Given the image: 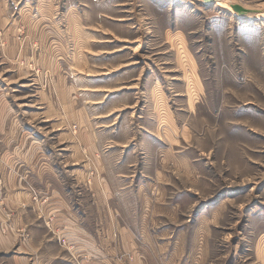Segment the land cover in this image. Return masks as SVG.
Instances as JSON below:
<instances>
[{"label": "rangeland", "instance_id": "rangeland-1", "mask_svg": "<svg viewBox=\"0 0 264 264\" xmlns=\"http://www.w3.org/2000/svg\"><path fill=\"white\" fill-rule=\"evenodd\" d=\"M0 103L6 176L96 235L72 264H264V0H0Z\"/></svg>", "mask_w": 264, "mask_h": 264}, {"label": "crops", "instance_id": "crops-1", "mask_svg": "<svg viewBox=\"0 0 264 264\" xmlns=\"http://www.w3.org/2000/svg\"><path fill=\"white\" fill-rule=\"evenodd\" d=\"M0 106L3 110L8 109L6 103H0ZM1 124L2 118H0ZM7 156V151L0 150L1 158L5 159ZM40 168L41 166L38 172H40ZM7 172V167L4 166L3 162H0V173L2 174V179H0V182L2 181L0 183V264H72L74 261L72 256L76 255L77 250H84L86 253L93 252L96 235L93 230L83 225L80 215L74 210L69 199L58 192L56 188H53L51 197L42 202L45 215H40L37 212L40 203L34 200L28 179L26 180L22 175H20L21 177L14 175L11 181V176H6ZM88 182L93 191H96L100 196L102 195V199H98L99 205L103 203V206H112V200L107 194V192H111V187L104 180V177L101 181V191L96 189L95 178ZM43 185L46 189L51 188V183ZM116 213L118 214L116 210L115 213H110V217L117 223L114 225L116 228L111 233L112 237L118 233L123 236V239L125 236L132 238L134 231L131 227L128 228L126 224L121 223V220L115 215ZM50 217L53 220L49 221ZM106 217L107 214L105 217L101 214L99 219L104 222ZM102 229H105L104 226ZM25 231L29 232L31 239L28 242H20ZM106 233L108 232L99 234L100 240H103L102 244L97 243L98 247L104 248L103 241ZM111 235L109 234V236ZM64 236L75 242L77 246H82L76 249L60 245L57 239ZM53 245H57L58 248ZM108 259L103 258L102 264H114ZM85 264H101V262L96 263L92 258V262L86 260Z\"/></svg>", "mask_w": 264, "mask_h": 264}]
</instances>
